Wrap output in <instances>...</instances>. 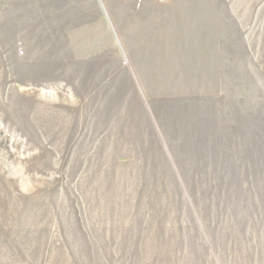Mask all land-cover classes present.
Here are the masks:
<instances>
[{"label": "rangeland", "instance_id": "obj_1", "mask_svg": "<svg viewBox=\"0 0 264 264\" xmlns=\"http://www.w3.org/2000/svg\"><path fill=\"white\" fill-rule=\"evenodd\" d=\"M0 264H264V0H0Z\"/></svg>", "mask_w": 264, "mask_h": 264}]
</instances>
